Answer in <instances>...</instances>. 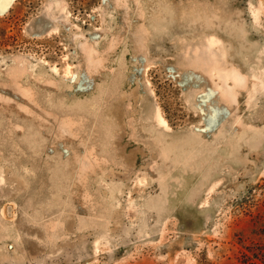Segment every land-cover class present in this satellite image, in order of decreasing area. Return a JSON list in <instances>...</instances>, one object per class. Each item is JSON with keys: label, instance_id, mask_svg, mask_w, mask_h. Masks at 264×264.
<instances>
[{"label": "rangeland", "instance_id": "1", "mask_svg": "<svg viewBox=\"0 0 264 264\" xmlns=\"http://www.w3.org/2000/svg\"><path fill=\"white\" fill-rule=\"evenodd\" d=\"M0 264H264V0H0Z\"/></svg>", "mask_w": 264, "mask_h": 264}, {"label": "bare ground", "instance_id": "2", "mask_svg": "<svg viewBox=\"0 0 264 264\" xmlns=\"http://www.w3.org/2000/svg\"><path fill=\"white\" fill-rule=\"evenodd\" d=\"M160 119H161L162 121H165V119H164L163 117H160Z\"/></svg>", "mask_w": 264, "mask_h": 264}]
</instances>
